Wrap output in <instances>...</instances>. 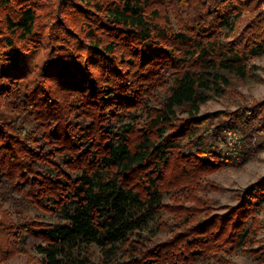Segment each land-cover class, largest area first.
Returning a JSON list of instances; mask_svg holds the SVG:
<instances>
[{
    "label": "trees",
    "instance_id": "1",
    "mask_svg": "<svg viewBox=\"0 0 264 264\" xmlns=\"http://www.w3.org/2000/svg\"><path fill=\"white\" fill-rule=\"evenodd\" d=\"M263 54L264 0H0V264L264 263V176L204 194L264 149V99L200 116Z\"/></svg>",
    "mask_w": 264,
    "mask_h": 264
},
{
    "label": "rangeland",
    "instance_id": "2",
    "mask_svg": "<svg viewBox=\"0 0 264 264\" xmlns=\"http://www.w3.org/2000/svg\"><path fill=\"white\" fill-rule=\"evenodd\" d=\"M253 63L257 64L260 67L259 71L263 79L262 82L253 84L251 86H241L240 90L244 93L245 99L244 98L240 99L234 96L231 97L228 96L221 100H211L210 102L202 106L200 116L218 115L226 110L235 111L240 106V103L250 104L256 101L263 100L264 99V54L260 57L254 58ZM212 117H211L210 125L211 127L214 128L217 124H219V121L222 118H216L214 116ZM227 134H231V133L227 132ZM228 140H229V144L232 147V150L242 147L241 144H238L236 142L238 141V139L236 136H234V134H231ZM192 149L195 150L196 148L193 147ZM230 153L231 152L229 151L228 154ZM237 159H240V157L237 156ZM239 161L240 160H237L235 164L229 165L224 168H220L219 170L214 171L209 175L205 176L206 179L210 181H214V183L220 185L223 188L222 190L210 189L204 192V194L207 195L208 197L219 201V204L218 206H216L214 212L224 213L228 211L230 206H234L237 204V200L235 198L236 191L247 188L249 185L258 181L260 178L264 176V149L257 150L254 148H250L248 150V154L246 155V158L243 159L240 163ZM170 194L171 193H167L165 199L167 202L174 203L173 200H171L170 198L171 197ZM145 231L150 237L154 239H158V238L165 239L167 237L164 232L154 231L152 228H147ZM261 237H264V230L261 233ZM90 254L92 259L98 264H108L107 262H105L103 258L104 257L103 251L98 246L93 245L90 248ZM232 259L236 264H264L256 260L251 255L240 251L233 254ZM9 264H25V257L24 256L15 257L12 260H10Z\"/></svg>",
    "mask_w": 264,
    "mask_h": 264
}]
</instances>
